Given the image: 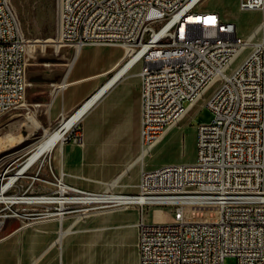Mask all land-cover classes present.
Masks as SVG:
<instances>
[{
    "label": "built area",
    "instance_id": "1",
    "mask_svg": "<svg viewBox=\"0 0 264 264\" xmlns=\"http://www.w3.org/2000/svg\"><path fill=\"white\" fill-rule=\"evenodd\" d=\"M203 1L56 0L60 50L118 46L120 67L140 65L141 151L151 153L185 118L197 92H211L214 117L198 126L194 163L143 167L136 193L87 190L55 177V191L30 197L36 206L52 200L62 214L137 207L139 264H225L227 257L264 264V50L251 49L238 63L250 40L219 13L200 10ZM239 7L261 13L264 34V0ZM29 48L12 0H0V117L25 102ZM226 62H236V76L222 74ZM79 124L64 142L83 141ZM165 207L170 221H145L147 210ZM12 216L0 215V232Z\"/></svg>",
    "mask_w": 264,
    "mask_h": 264
},
{
    "label": "rangeland",
    "instance_id": "2",
    "mask_svg": "<svg viewBox=\"0 0 264 264\" xmlns=\"http://www.w3.org/2000/svg\"><path fill=\"white\" fill-rule=\"evenodd\" d=\"M12 2L19 16L22 31L31 45V48H29L28 73L45 72L50 74L55 70H61L59 72L65 74L69 69L68 63L72 60L75 49L73 47H63L57 52L54 43L44 42L48 39L56 38V0H12ZM240 2L241 0H204L199 9L219 13L224 20L230 21L237 26L238 35L241 38L247 39L260 25L262 15L259 11H241ZM102 46L113 48L107 51L109 53H120L123 51L118 46ZM250 50L251 48L249 47L240 56L238 63L248 55ZM45 55L59 56L66 58V61L54 63L39 62L37 58ZM80 60L81 58L77 62ZM139 70L140 65L135 67V71ZM53 89V85L49 83L31 84L28 88L25 102L17 109L0 117V140L9 132L18 137H23L31 132L22 142L0 153V184H6L11 176L18 173L38 143L43 139L45 134L44 123L49 115L42 103L51 99ZM208 98L209 95L205 97V100L194 105L182 122L171 128L166 134H163L153 151L144 159L143 164L138 163L119 180L118 186L122 185L124 187H117L114 191H131L132 188L125 187H132L139 182L143 167L154 168L171 163H194L197 157L198 126L201 123L212 121L214 117L212 111L205 103ZM28 117H34L41 127L32 130L31 126L33 125L28 121ZM55 127L57 125L52 126V128ZM15 139L19 138L15 137ZM50 154L51 151L45 153L25 174L21 175L15 186L7 192V195L32 197L38 194H49L56 190L53 185L56 181L55 177H61L69 184H78L75 186L83 189L105 190L124 171H75L71 172V178H66L64 173L60 176L59 172L53 169ZM96 158L97 156H94V159ZM41 164L42 168L39 170ZM94 166L97 167L98 164L95 162ZM31 185L33 189L27 191ZM5 207V204L0 203V211ZM57 208L59 206L53 204L41 206L16 204L12 207L13 211L4 210L0 212V215H13L5 221L0 232V240L7 237V232L25 227L7 240L8 242L24 243L29 246V256H25V252H19L24 254L23 260L21 259L15 264H53V261L58 264L62 247H58V245L51 247V245L57 236L60 218H63V227H68L70 230L73 227L75 229L64 239V243H67L69 239H76L73 245L74 248H78L75 264H81L79 262L80 258L84 256L88 258L94 254L99 238H101L102 248L108 251L106 259L109 264H138L137 240L128 234L129 231L126 232L128 235L125 236V239L120 238L118 226H116L117 221L110 214L123 210L130 214L128 218L132 221H140V211L137 207L133 206L121 210L106 209L88 213H66L62 216L58 215L61 211ZM16 212L23 215V217L14 216ZM36 213H50V215L37 216ZM171 213L172 209L169 207L161 210L149 209L146 211L145 221L151 222L153 219L154 222H168L172 218ZM82 238H86V241L83 242ZM95 243L96 247L93 245ZM83 249H86V251ZM44 254L46 255L43 257ZM39 256H42V259L38 261ZM225 264H238V260L236 257H227Z\"/></svg>",
    "mask_w": 264,
    "mask_h": 264
},
{
    "label": "crops",
    "instance_id": "3",
    "mask_svg": "<svg viewBox=\"0 0 264 264\" xmlns=\"http://www.w3.org/2000/svg\"><path fill=\"white\" fill-rule=\"evenodd\" d=\"M112 49L104 46H84L79 48L77 52L75 51L73 53L74 59L69 61L68 65L70 67L63 74L61 82L52 84L54 89L51 93V99L45 101L42 105L45 106V111L49 115L44 123V133L46 134L58 128L64 118L67 117L61 125L84 104L87 105L93 101L78 121L80 122L79 129L83 141L81 143L59 141L51 150L50 158L53 169L59 172L60 176L64 173L66 178H71V172L75 171L105 170L122 172L124 170L109 184L108 187L114 190L117 187H124L122 185L118 186L119 180L134 166L138 163L143 164V162L135 164L141 154L140 70L135 71L134 67L126 69L127 71H124V73L121 72L122 66L119 65L123 61L124 52H107ZM80 58L81 60L77 62ZM100 92L102 93L97 99L96 95ZM92 97L93 99H91ZM28 121L33 125L31 126L32 130L41 127L34 117H28ZM53 125H57V127L52 128ZM29 133L23 137L10 134L24 140ZM94 156H97V158L94 159ZM95 162L98 164L97 167L94 166ZM138 183L132 187H125L132 188V190L122 193H136ZM110 214L117 221L116 226H118L120 238L125 239V236L129 234L138 241L139 220L132 221L128 218L130 214L123 210ZM24 228L23 226L19 229H13L6 233L7 237L1 239L0 264L19 262L24 256V254L19 253L21 251L25 252V256H29L30 249L27 244L7 241L12 235L17 234ZM73 231H75L74 227L70 230L68 227L62 228L60 226L57 230L54 241L64 234L61 242L54 245L62 247L58 264H75L78 248H74L73 245L76 239H69L67 243H64V239ZM127 231H129L128 234H126ZM100 239L97 240L98 245L95 248V255L80 258L79 262L81 264H109L106 259L108 251L102 248ZM82 241L85 242L86 238H82ZM93 245L96 247V243ZM83 250L86 251V249ZM40 259H42V256H39L38 261ZM52 263L55 264L54 261Z\"/></svg>",
    "mask_w": 264,
    "mask_h": 264
},
{
    "label": "bare ground",
    "instance_id": "4",
    "mask_svg": "<svg viewBox=\"0 0 264 264\" xmlns=\"http://www.w3.org/2000/svg\"><path fill=\"white\" fill-rule=\"evenodd\" d=\"M258 35H260V36H258ZM246 40H250V47L252 50H264V34H263V23H262V21H261L260 25L256 28V30L251 35H249ZM44 42L45 43H53L55 41H54V39L51 38V39H48ZM55 47H56L57 52H59L60 51L59 44H55ZM30 48H31V45H30ZM73 59L74 58H72V60ZM71 66H73V65H71ZM131 66H132V62H130V63L126 62L122 65L120 71L124 73V71L126 72L129 68H131ZM222 74L224 76H236V74H237L236 62H226L225 65L222 67ZM59 83H57V84H59ZM102 92H104V90H102ZM102 92H100L98 95H96L97 99ZM207 95H209V98L205 101V103H206V106H208L210 108V106L212 105L211 92H197V95L195 98V105L198 102L205 100V97ZM91 99H93V97ZM92 102L93 101L89 102L87 105L84 104L66 122H64L62 125L60 124L61 126L59 125L58 128H56L53 131H49L44 135L43 139L38 143L37 147L35 148V150L31 154V156L27 159V161L24 163V165H22V167L19 169L18 173L11 176L6 184L3 183L4 185L2 184V186H0V203H4V204L8 205V207L10 209H12V207L16 204H33V203H35V200L33 198H30L27 196L7 195V192L15 183L18 182L19 177L21 175L25 174V172H27L45 153L51 151L59 141L63 142V140L66 137L68 130L70 128H72L76 123H78L80 117L83 115V113H85V111L88 109V107H90ZM179 123L180 122L174 123L172 125V128L177 126ZM170 129H167L164 134H166ZM22 140H23V138L15 139V137L10 133L5 134L4 137L0 140V153L12 148L13 146L20 143ZM149 154H150L149 152L141 151V154H140L139 158L135 161V164L138 162H143V160ZM106 190L114 191L112 188H109V187ZM114 192H116V191H114ZM110 201H119V193H110ZM36 203L53 204L54 202L52 200H45V201L43 200L40 202L36 201ZM115 210H121V209H115ZM52 215H56V214H52ZM58 215L62 216L63 214L60 213ZM59 222H60V226L63 228V218H60ZM1 225H2V222H0V227H1ZM63 237H64V234H62L60 237H58L54 242H52L51 247L55 244H59Z\"/></svg>",
    "mask_w": 264,
    "mask_h": 264
},
{
    "label": "water",
    "instance_id": "5",
    "mask_svg": "<svg viewBox=\"0 0 264 264\" xmlns=\"http://www.w3.org/2000/svg\"><path fill=\"white\" fill-rule=\"evenodd\" d=\"M37 59H38L39 62H42V63H51V62L54 63V62L66 61V58H62V57H59V56H53V55H49V56L45 55V56L38 57ZM59 71H61V70H55V71H53L50 74H47L45 72H30L27 75V82L30 85L31 84H41V83H49V84L59 83L63 79V74L61 72H59ZM66 118H64L62 120V122ZM63 142H64V140H63Z\"/></svg>",
    "mask_w": 264,
    "mask_h": 264
}]
</instances>
